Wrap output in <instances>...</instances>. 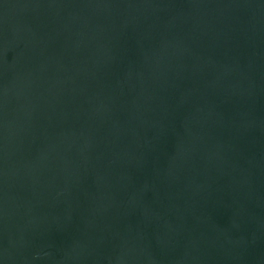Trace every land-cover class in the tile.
<instances>
[{"label":"water","instance_id":"water-1","mask_svg":"<svg viewBox=\"0 0 264 264\" xmlns=\"http://www.w3.org/2000/svg\"><path fill=\"white\" fill-rule=\"evenodd\" d=\"M0 264H264V0H0Z\"/></svg>","mask_w":264,"mask_h":264}]
</instances>
